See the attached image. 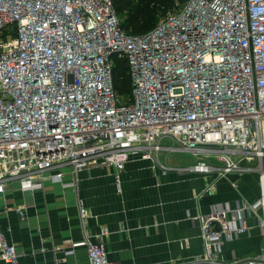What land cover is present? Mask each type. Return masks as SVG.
<instances>
[{
	"label": "built area",
	"instance_id": "2783aa9c",
	"mask_svg": "<svg viewBox=\"0 0 264 264\" xmlns=\"http://www.w3.org/2000/svg\"><path fill=\"white\" fill-rule=\"evenodd\" d=\"M116 1L0 0V194L59 183L68 202L81 170L122 171L135 158L164 173L264 179V0H177L142 33L124 28ZM118 60L128 66L129 93L115 88ZM177 153L193 161H166ZM77 200L85 264H120L91 240L90 212ZM14 208L27 222V206ZM263 209L264 188L252 201L191 216L203 258L222 264L224 242L249 229L250 213L264 233ZM0 258L21 263L1 226Z\"/></svg>",
	"mask_w": 264,
	"mask_h": 264
},
{
	"label": "crops",
	"instance_id": "0c3cea01",
	"mask_svg": "<svg viewBox=\"0 0 264 264\" xmlns=\"http://www.w3.org/2000/svg\"><path fill=\"white\" fill-rule=\"evenodd\" d=\"M170 157L168 163H181ZM188 157L185 161L192 162ZM263 188L264 179L255 171L224 177L181 170L164 173L152 160L135 158L122 171L104 165L81 170L76 185L66 189L68 202L62 199L59 183H47L34 193L10 187L0 194V226L16 244L20 264H85L88 248L75 244L85 238L80 198L90 212L88 235L104 245L112 260L210 264L203 258L200 226L191 216L208 213L218 203L252 201ZM21 204L27 206V222L14 208ZM248 224L245 233L224 242L222 264H241L254 256L263 257L258 264H264V233L258 216L250 213ZM70 249L74 252L65 253ZM0 264L8 263L0 258Z\"/></svg>",
	"mask_w": 264,
	"mask_h": 264
},
{
	"label": "trees",
	"instance_id": "16d2710c",
	"mask_svg": "<svg viewBox=\"0 0 264 264\" xmlns=\"http://www.w3.org/2000/svg\"><path fill=\"white\" fill-rule=\"evenodd\" d=\"M117 0V10L126 14L124 28L131 33H142L153 28L159 16L169 7L168 0ZM115 88L121 94L131 92L132 81L125 60H118L114 68Z\"/></svg>",
	"mask_w": 264,
	"mask_h": 264
},
{
	"label": "rangeland",
	"instance_id": "374dc122",
	"mask_svg": "<svg viewBox=\"0 0 264 264\" xmlns=\"http://www.w3.org/2000/svg\"><path fill=\"white\" fill-rule=\"evenodd\" d=\"M137 0L134 1V3H136ZM169 2V7L170 9H173L174 6L176 5V2L177 0H168ZM124 16L126 17V14L124 13ZM173 158H176L177 160V163H180V161L182 160H185V159H188L189 160V157L184 154V153H177V154H172L171 157H170V160H174ZM172 162V161H171Z\"/></svg>",
	"mask_w": 264,
	"mask_h": 264
}]
</instances>
